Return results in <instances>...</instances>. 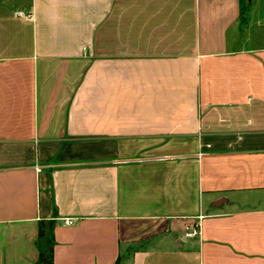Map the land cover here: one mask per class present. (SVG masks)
I'll return each instance as SVG.
<instances>
[{
  "label": "crops",
  "instance_id": "obj_1",
  "mask_svg": "<svg viewBox=\"0 0 264 264\" xmlns=\"http://www.w3.org/2000/svg\"><path fill=\"white\" fill-rule=\"evenodd\" d=\"M43 223L53 264H264V0H0V264Z\"/></svg>",
  "mask_w": 264,
  "mask_h": 264
},
{
  "label": "trees",
  "instance_id": "obj_2",
  "mask_svg": "<svg viewBox=\"0 0 264 264\" xmlns=\"http://www.w3.org/2000/svg\"><path fill=\"white\" fill-rule=\"evenodd\" d=\"M53 228L52 223L41 224L39 240L37 242L39 250V260L37 264H53V249L55 244ZM45 229L49 232L47 237L45 236ZM44 238H46L47 241L43 246L42 241Z\"/></svg>",
  "mask_w": 264,
  "mask_h": 264
},
{
  "label": "built area",
  "instance_id": "obj_3",
  "mask_svg": "<svg viewBox=\"0 0 264 264\" xmlns=\"http://www.w3.org/2000/svg\"><path fill=\"white\" fill-rule=\"evenodd\" d=\"M18 15L26 17V18L30 17V15L24 14L21 12H19ZM202 221H203V218L199 217L197 218L195 224H193L192 226H187L184 229V237L185 238H200L202 235ZM65 224L68 226H72L75 224V221L72 219H68V220H65Z\"/></svg>",
  "mask_w": 264,
  "mask_h": 264
},
{
  "label": "rangeland",
  "instance_id": "obj_4",
  "mask_svg": "<svg viewBox=\"0 0 264 264\" xmlns=\"http://www.w3.org/2000/svg\"><path fill=\"white\" fill-rule=\"evenodd\" d=\"M48 235H49V232L45 229V236L47 237ZM46 241H47L46 238H44L42 241L43 246L45 245Z\"/></svg>",
  "mask_w": 264,
  "mask_h": 264
}]
</instances>
